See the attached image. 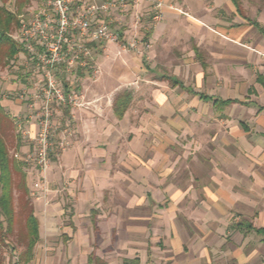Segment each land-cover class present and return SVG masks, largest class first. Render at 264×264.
<instances>
[{"label":"crops","instance_id":"crops-1","mask_svg":"<svg viewBox=\"0 0 264 264\" xmlns=\"http://www.w3.org/2000/svg\"><path fill=\"white\" fill-rule=\"evenodd\" d=\"M161 1L163 19L153 34L155 42L191 23L202 42L207 39L235 49L237 33L248 34L250 28L259 35L260 47L255 48L264 53V22L243 18L249 27L246 22L223 21L216 14L225 8L242 16L232 0ZM115 11L102 19L109 22ZM193 50L206 79L209 73L201 45ZM154 57H159L157 48ZM152 71L155 80L169 83L170 93L178 91L199 103H210L225 129L203 131L198 113L192 118L198 124L195 131L184 129L192 121L169 110L183 107L182 102L173 105L172 93L156 94L150 85L142 88L147 91V106L166 114L135 120L130 113L135 106H144V98H136L132 88L109 95L113 87L106 80L112 79L114 87L123 81L118 71L105 75L97 85L83 82L89 101H98L94 108L70 110L75 130L71 146L49 172V197L37 198L34 204L41 239L43 233L62 232L73 239L75 256L86 251L85 264H94L90 257L94 250L101 264H264V242L256 231L264 228V70L256 72L244 92L228 96L205 93L160 70L158 64ZM22 85L6 84L10 92L1 101L16 117L27 107L19 95ZM124 93L131 96V103L118 118L114 102ZM238 107L241 117L225 114ZM246 118L248 122L258 119L260 125L250 126ZM18 121L36 131L27 118ZM179 121L185 124L176 125ZM28 143L22 147L23 155L33 147ZM64 196L74 207L67 225L62 224ZM96 233L101 242L93 239ZM122 235L127 237H113ZM75 259L73 264H78Z\"/></svg>","mask_w":264,"mask_h":264},{"label":"rangeland","instance_id":"rangeland-1","mask_svg":"<svg viewBox=\"0 0 264 264\" xmlns=\"http://www.w3.org/2000/svg\"><path fill=\"white\" fill-rule=\"evenodd\" d=\"M159 1L161 0H142L139 4L132 3L128 12H122L117 9L111 17L113 22L112 27L121 31L123 34V40L119 43L104 42L96 43L91 46L90 55L86 58H81L78 63H74L71 69L72 72L67 71V64L62 67L59 73L63 82L65 84H71L75 90H83V82L97 85L103 80L105 81V75L106 77H111L112 74L118 71L121 73L120 80L122 79L123 81L116 85L117 87H114L112 86L114 84L113 80L108 78L106 83L110 87H113L109 95H115V93H118L125 88L134 89L138 95L136 98H139V96L144 98L145 103H143L144 106H141L140 104V107L138 105L135 106L133 108V112L130 113V117L137 120V116H139V119L141 120L144 116H149L150 114H166L159 112L155 113V111H152L153 107L151 108L147 106V104H149L145 96L147 91H143L142 88L150 85L153 90L156 89V94H159L160 92H169L168 94L172 93H170L171 89L168 82L155 80L156 77L152 69L156 66V64L159 65L160 70L171 75H178L186 83H193L205 93L222 94L224 96L237 95L240 92H244L245 86H248L253 82L256 72L264 70V53L255 48L257 46L260 47L259 35L256 30H251L250 28H246V30L249 31L248 34L244 31L241 32L240 29L238 30L240 31L237 33L239 40L235 42V49H228L223 43H209L207 42V39H204L206 41L202 42L201 40L203 39L200 40V37L195 30V26L191 23L180 26L177 30L179 32L175 35L173 33L172 37L167 35V38L163 37L158 42H155L153 34L162 22V20L157 22L154 19L155 5ZM205 1L208 2L209 0ZM162 3L164 6V2ZM42 4L43 0H31L30 4L21 11V15H18L19 18L23 15L30 17V15L34 12L33 10H35L38 6H42ZM0 5H2L1 0ZM6 7L12 12L18 13V9L15 6V0H8L6 2ZM241 13L242 16L233 15L225 8L221 11L217 10L216 12V14H218L223 21L231 20L233 24L236 23L237 25L242 22H246L248 25L247 21L249 22V19L264 22V0H241ZM223 14L224 16H222ZM235 16L236 22H234ZM243 18H247V21ZM248 26L251 27L250 25ZM17 32L18 28L12 32V38L17 34ZM134 39L139 41V48L134 49L129 45ZM198 44L201 45V50L205 55L204 60L207 64V71L209 73V77L206 79L202 78V66L197 62V58L193 50L194 45ZM156 48L158 50L159 57H154ZM249 53L253 54V57H251V55L249 56ZM35 66H37L35 63L28 60V56L25 51H22L19 55H17L14 60L9 62V64L5 66L0 65L1 101L6 96V93L10 92L5 89V86L8 83L16 85L23 84L25 88L19 92V95L24 92L27 93V99L23 100L27 104L25 112L16 117L11 113V111L5 108L6 114L11 120L10 128L6 133V140L10 155L16 160L18 159L15 157V154L18 153L23 155V145H27V143L30 142L28 140V142H26L25 137L21 134V132H19L17 128V124L19 123L18 120H26L27 118L29 121L36 123L33 117H35V113L37 111L35 109L32 111L31 108V105L34 103V81L32 80L34 76L32 73ZM96 71L99 73L96 74ZM180 93L178 91L177 93L175 91V94L172 93L173 95L171 94L172 98L170 99V102L173 105L175 102H182L183 107L181 105H177V107H170L169 110H171L172 113L175 111L178 115H184L182 117L184 120L189 118V121H192L190 124L186 125L184 129L188 128L190 131H195V127H197L198 124H196L192 119L195 118L193 113L199 114V118H201L202 123L200 128L203 131H208L211 128H216L218 130L225 129V123L217 117L220 113L217 112V110L210 103H199V101L190 99V97L188 98L186 95H182ZM9 97L14 99V96L12 95H9ZM67 109L68 108L65 106L54 108L55 131L52 139L53 151L51 152L50 164L46 171V180L48 185L50 182L49 172L52 173V168L55 169V162H58L59 156L70 148L71 139L74 135L75 130L73 124L68 121L71 119V115L66 114ZM73 109L87 108H69V110ZM225 114L227 116L230 115L232 117L239 118L241 117V107L229 109L225 112ZM248 114H251L250 111H248ZM245 120L247 121L248 118ZM257 120L258 119L247 122L250 126H259L260 123ZM179 124L182 125L185 123L180 121L176 123L178 126ZM67 129L68 131H71V134L68 139V146L65 149H62L59 147V143L61 137L63 136V132ZM179 141H181V139L178 137V140L175 143L178 148ZM125 142H128L127 137ZM23 171L26 174L29 198L34 206L37 198L32 195V185L37 177V172L35 169L28 168L24 164ZM19 196L20 193L15 191V211L17 215L16 224L14 232L9 235L11 243L10 246L2 249V254L5 259L4 264L17 262L19 255L26 249L23 219L19 216ZM47 197H49L48 193L43 197V199H46ZM62 208L64 209L62 224L67 225L70 223V217L74 212V207L72 208V204L67 197H65L63 201ZM0 218L3 220L2 217ZM65 236L66 235L62 232L55 235L43 233V237L35 249V258L30 264H73L74 257H76L75 260H77L78 264H85L84 261L86 260V251L83 250V255L75 256V245L71 243L73 239L69 236L68 238H65ZM113 237L116 239L120 237L125 238L127 236L122 235ZM93 239L96 242H101L98 233L93 236ZM90 257L91 263L101 264L97 263L98 257H96L95 250Z\"/></svg>","mask_w":264,"mask_h":264},{"label":"built area","instance_id":"built-area-1","mask_svg":"<svg viewBox=\"0 0 264 264\" xmlns=\"http://www.w3.org/2000/svg\"><path fill=\"white\" fill-rule=\"evenodd\" d=\"M142 0H43L30 17L21 16L18 32L13 38L35 63L33 70L34 93L31 105L35 114L36 131L32 133L18 121L19 132L29 139L32 149L25 155L15 157L28 168L37 172L32 185V195L43 198L49 192L46 171L50 164L53 151L54 108H94L95 101H89L83 90H75L72 85L65 84L59 71L68 65L67 71L72 72V65L81 58L90 55V48L96 43H119L123 34L104 21L113 9L128 12L131 4H139ZM163 3L155 5L154 19H163ZM102 17H105L102 19ZM131 48H139V41L132 40ZM70 65V67H69ZM99 72L96 71V74ZM27 93L21 94L26 100ZM71 120V121H70ZM72 123V118L68 120ZM73 124V123H72ZM71 131L65 130L59 147L65 149Z\"/></svg>","mask_w":264,"mask_h":264},{"label":"trees","instance_id":"trees-1","mask_svg":"<svg viewBox=\"0 0 264 264\" xmlns=\"http://www.w3.org/2000/svg\"><path fill=\"white\" fill-rule=\"evenodd\" d=\"M8 0H1L0 5V65H7L14 60L23 50L12 38L14 32L20 26L21 11L30 4L31 0H15L18 13L12 12L6 7ZM239 12H241L240 0H232ZM19 15V16H18ZM260 31V25L253 22ZM216 100L215 103H218ZM131 103V96L128 93L119 95L114 102L115 113L122 118ZM224 103V102H223ZM66 114L70 115L69 108ZM11 120L6 114L0 99V264H4L2 249L10 246L9 235L14 232L16 224L15 191L20 193L18 207L20 218L23 219L25 229L24 238L26 249L19 255L18 261L11 264H30L35 258V249L40 237V221L36 216L34 206L29 198V190L26 182V174L23 171V164L10 155L7 144V131L10 128ZM253 230L252 226H248ZM264 242V228L256 230Z\"/></svg>","mask_w":264,"mask_h":264}]
</instances>
